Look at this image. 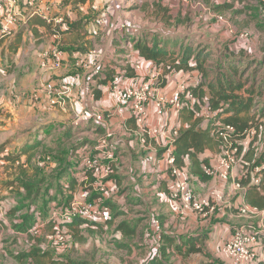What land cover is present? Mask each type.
<instances>
[{"label":"crops","instance_id":"crops-1","mask_svg":"<svg viewBox=\"0 0 264 264\" xmlns=\"http://www.w3.org/2000/svg\"><path fill=\"white\" fill-rule=\"evenodd\" d=\"M108 1L112 4V7H110V10L105 9V11H102L104 25L100 27L96 37L95 35H91L90 30L93 24L92 18L97 13L92 12L90 6L91 4H96L101 10L103 5H105L104 2H107L106 0H86L83 4L76 3L79 15L73 12L70 9L69 3H65L64 0H37L36 7L40 14H43L46 18L51 16L57 19H62V16L66 15L71 19L69 27L61 24L58 34L55 35L52 26H56V23H53V25L49 24L48 28L52 32L46 31L48 29L45 27L34 26L41 31V35L36 36L37 39H32L33 32L28 28H24L13 39L12 44L15 47L12 46V48L15 50V53L10 52L9 58L12 60L11 62L17 64L19 59L28 56L30 58L29 61H32L31 73H33H30V79L28 78L25 83L23 80H20L18 84L19 88L27 89L33 93L39 84L48 81H52L57 86L69 83L74 97L73 106L67 105L65 108H61L59 105L50 106L47 96L44 92H41L39 99L35 103H32L34 105L30 104L27 109L29 117L32 114V117L28 120L33 118L30 121L32 132L37 129L36 133L54 132L56 135H65L69 132V127L72 129L73 127H79L82 128L84 135L86 134L85 131H87L93 139H98V137L104 135L106 130L113 131L115 135L112 141L115 147L114 157L104 161V163H109L112 167L110 173L112 180H109V182L115 183L113 193L109 194L111 195L109 199L113 201L115 208V210L113 208L112 210L116 213L122 212L125 214V219L127 220L134 221L137 218L140 219L137 229L138 231H142L146 227L145 238L147 236V239L156 242L158 235H161L160 240L162 244L163 238L168 235L166 238L170 239V242L162 244L166 255H163L158 250L161 246L153 248V255H156L155 257L157 262L159 261V264H207L211 260H215L217 264H227L220 252V247L231 235L232 229L238 227L244 220L239 218L235 214L234 209L229 208L227 205L218 206L216 212L207 216L193 212L182 216L177 214L169 199L171 190L169 184V165L164 149L153 140L142 136L136 130L133 119L131 120L129 109L124 104L115 106L116 110H114L113 106H111L112 96L110 92L103 89L106 84L108 86L111 84V79L109 80V77H107L108 71L111 72L113 68L114 73H117L120 66H127L129 63L132 64L133 60L141 59L138 51L134 49L132 44L128 43L125 45L126 41H124L122 46L127 49V54L121 55L115 51L116 46L121 47L114 45L113 40L120 37V32L122 31L119 25L124 20H121L118 14L123 11L124 6L121 0ZM224 2V0H211L212 4L221 5ZM25 5L26 0H19L21 15L22 12L25 13L27 11ZM27 6L30 9L31 5L27 3ZM223 10V6H219L218 12H223ZM39 13L36 15H39ZM215 15L216 13L214 15L209 14L210 17ZM79 19H84L82 25L84 26L85 24V29H87V34L82 35L84 39H81V21ZM25 21L26 19L23 20V22ZM73 22H78V24L73 27ZM228 31H234V28ZM137 32H139V28L131 26L128 31H123L129 39L131 35H136ZM226 32L227 30L222 33L225 34ZM38 39L44 40L36 43ZM95 41H99V44L91 46ZM54 48L62 50L63 62L59 68L53 69L51 51ZM92 50L98 63L101 64V70L103 69L104 71H102L101 76L96 78V74H93L92 67L89 66L86 60L89 52ZM44 63L45 65H43ZM140 63L146 67L144 72L143 69L138 71L128 70L129 76L126 75L124 77L127 81L141 82L147 79L154 70L162 74V69L153 62L143 60ZM190 73L193 74L191 71ZM182 74L183 71L167 75L164 85L158 86L159 93L167 97L177 83V78ZM97 89L100 90L99 97L95 94ZM110 106L114 111L111 115L106 114L105 122L102 125L104 129L101 127L100 132H94V128H97L96 126L98 125L94 120L82 123L77 121L80 118L78 116H81L83 113H102L109 111ZM22 111H19V116L25 119L26 117H22ZM187 115H189L188 107H184L177 113L170 126L165 129L167 137L176 136L178 129H185L193 123V119H188ZM150 117L151 123L157 122V119L153 115V110L150 111ZM75 129L77 130L78 128ZM216 153V151H208L202 154L201 157H207L209 161H212L211 159ZM94 158H97V154H95ZM233 170L234 174H237L239 166ZM186 171L190 178V185L197 198L208 196L211 187L220 189L224 193L226 200L233 206L242 197L244 198L238 191H233L231 185L228 184L227 187L226 182L224 183L212 177L202 179L204 176L199 177L192 169L189 172L188 167H186ZM79 176H81L80 172ZM83 181L84 184L79 186L80 189L78 188L76 192H80L82 189L96 191L94 181H91L89 178ZM244 200L247 201L245 198ZM131 207H140L141 210L139 212L143 214L144 219L137 216L131 217L130 213L138 212L134 211ZM122 208L126 209L123 210ZM122 217L121 215L117 217L115 222H119L120 219L122 220ZM156 221L158 225H156ZM201 235L205 236V238L200 237ZM195 239H198V246L201 248V251L188 252L187 242H195ZM141 240L142 236L137 235L133 237V241L130 243L129 254L126 256V259H117L119 261L118 264L121 262H123L121 264H127L128 261L131 262L130 264H144L147 256L142 250ZM150 247L148 246L147 254L150 253ZM3 257H0V262H3Z\"/></svg>","mask_w":264,"mask_h":264},{"label":"rangeland","instance_id":"rangeland-1","mask_svg":"<svg viewBox=\"0 0 264 264\" xmlns=\"http://www.w3.org/2000/svg\"><path fill=\"white\" fill-rule=\"evenodd\" d=\"M64 1L69 3L70 9L79 15L76 0ZM106 1L102 11L110 10L112 7V4L108 0ZM121 1L124 9L118 14V17L124 21L119 26L138 27L142 34L140 37L136 34L135 38L146 37L149 40L155 35L160 40L166 39L169 46L172 45V41H178L179 46L191 43L193 47L210 53V58L203 62L207 68V78L202 83V90L204 88L209 91L208 83L220 77V73L230 76L232 73L235 83L239 82L241 86L239 88L234 86V90H227V93L232 96H229L230 98L221 104L224 106L231 101L241 103V99H243L251 105L249 111L255 113L254 117L256 116L259 124L258 130L253 127V136L247 138L252 139L250 147L253 150V155L248 158V161L245 160L246 164L240 163L239 171L242 172L246 169L254 171L253 168L258 163L259 165L264 164V160L261 159L264 158V0H230L229 3L221 5L212 4L211 0ZM27 3L29 4L28 0L25 5L27 11L20 15L19 0H17L16 23L9 32H3V21L0 18V257L4 256L3 262L0 264H72L70 261L75 263L84 261V264H118V260L126 259L129 250L117 246L119 243H125L126 240L124 237L115 235L114 224L112 226L104 224L103 229L100 230L88 225H82L78 229L56 228L57 226L49 221L48 216L42 217L41 199H39L36 209L34 206L32 209L28 208L25 201L20 202L24 192L21 187L17 186L19 177H22L24 173L32 175L35 167H40L48 175L57 166L55 155L59 151L70 148L74 143L82 144L85 141V136L89 137H85L86 139L94 141L92 144L94 146L97 140L93 139L87 131L84 135L82 128L79 127H73V129L69 127V132L65 135H56L54 132L36 133L37 129L33 131L35 133L32 132L30 121L33 118L28 120L32 114L29 117L27 113L28 106L34 105L32 104V91L29 92V90L18 86L20 80L25 83L28 78L30 79V75L33 73H31L32 61H29V56L19 59L17 64L8 61L9 54L12 53L10 45L20 33V29L26 27L23 20L30 16ZM219 6H223V12H218ZM255 10L256 13H254ZM214 13L217 16H209ZM255 14L257 16L252 17ZM219 16L222 17L223 22H220ZM49 18L53 23L55 17L49 16ZM62 19L65 27H69L71 19L66 15L62 16ZM83 20L79 19L81 21V39H84L82 35L87 34L85 24L82 25ZM60 26L61 24L57 23V29ZM231 28H234V31L229 32L228 30ZM225 30L227 32L222 33ZM244 33L245 35L240 38L239 35ZM36 36L33 33L31 38L37 39ZM43 40L38 39L36 43ZM127 40L129 38L123 32L120 33V37L114 38L113 44L121 46H116L115 51L121 55L127 54V49L122 46ZM95 44H99V41H95L91 46ZM229 61L233 63L236 73L234 69L228 68ZM8 67H12L10 72H14H5ZM183 73L189 72L183 71ZM193 76L195 77V75ZM183 77L186 78L181 75L176 82ZM71 99L73 106V94ZM20 110H23L22 117H26L25 119L20 118ZM201 114L203 121H206L209 118L210 110L202 108ZM61 139H64V143L59 142ZM37 142L38 147L32 149V146ZM21 147H23L22 150L27 151L20 156L18 161L13 162L5 159L4 155L21 151ZM78 166L82 169L84 161H80ZM67 181V176L60 180L63 185ZM228 184L230 185L229 182H226L227 187ZM54 191L55 189L52 190V193ZM60 198L61 196L58 195V199ZM23 203L26 205L20 208ZM131 208L138 211L130 213L131 217L137 216L144 219L143 214L139 212L140 207ZM28 212H32L35 219L43 222L42 230L37 234L31 235L28 231L18 229V225L22 223L23 217ZM143 229L145 231L146 227ZM56 230H61L58 236H62L65 240L66 246L63 249L58 248L46 237L48 233ZM140 243L148 252V245L144 240H141ZM43 250L47 251L48 255L38 256ZM34 251H37L35 253L38 254V257H30ZM52 259L56 263H53ZM211 262L217 264L215 260H211L209 264H212ZM130 263V261L127 262V264Z\"/></svg>","mask_w":264,"mask_h":264},{"label":"built area","instance_id":"built-area-1","mask_svg":"<svg viewBox=\"0 0 264 264\" xmlns=\"http://www.w3.org/2000/svg\"><path fill=\"white\" fill-rule=\"evenodd\" d=\"M30 6V15L38 14L39 10L36 7L37 0H28ZM230 2V0H224ZM16 4L17 0H0V18L3 21V32H9L10 29L16 23ZM92 12H96L97 15L92 18L91 34L97 35L100 27L104 25V15L98 5L91 4ZM20 14V13H19ZM21 15V14H20ZM39 15L45 17L48 23H56V26H52L55 35L58 34L57 23L63 24V19L53 18L54 22H51L50 18H46L43 14ZM217 16V14L215 15ZM220 21H223L222 17H218ZM123 26V25H122ZM244 34H240L239 37H243ZM90 55V56H89ZM94 51H90L86 60L89 66L92 67L93 74L101 73V64L98 63ZM63 52L60 48H54L51 51V63L52 67L59 68L62 65ZM45 65V63L43 64ZM136 70L143 69V64L135 63ZM181 72V71H180ZM189 73H183L186 78H179L174 85L170 94L165 97L158 91L160 85L158 80L162 77L158 71L154 70L152 74L141 82H135L132 84L120 83V76L113 75L110 87L107 89L112 96L113 109L115 106L124 104L130 112L133 123L136 126V130L139 131L142 136H145L153 140L158 146L164 149L166 158L169 165V184L171 187L169 199L175 209V212L179 215H185L193 212L203 216L210 215L218 210V206L227 205L229 208H233L235 214L242 218L244 221L238 227H235L228 239L220 247V252L225 258L227 264H254L261 260H264V208H258L251 205L247 201L242 199L234 206L226 200L224 193L216 188L211 187L209 194L203 198H197L190 185V178L187 174L186 168H180L175 163L174 153V139L173 137H167L165 134L166 127H169L172 120L177 113L184 107L191 108L197 101L193 88L198 86L201 82L200 78ZM44 92L47 96L48 104L50 106L59 105L61 108H65L67 105L72 106V88L69 83H64L57 86L52 81H48L39 84L32 93L33 100L39 99V94ZM110 106L109 111L102 113H83L77 121L85 122L94 120L99 124H104L106 114L113 113ZM210 110V117L217 114L216 110H211L206 102L201 104V109ZM153 110V115L157 119L156 123L150 121V111ZM214 117V118H215ZM78 124V123H77ZM254 134L253 127H247L242 131L236 129L231 123H225L218 121L216 127V136L220 141V150L217 152L212 161L203 165L202 171L206 176L217 178L222 182H229L233 191H238L243 195L248 185L259 184L261 181V171L264 169V164L256 165L250 171V182L243 184L240 177L244 175V172H238L234 174V168L240 165V147L245 145L247 139ZM115 135L113 131L106 130L104 135H101L96 140V144L93 147L97 151V158L99 160H106L114 157V146L112 141ZM93 170L94 188L99 193H107L109 190V180H106L112 167L109 163H100L94 161L88 157L85 159V170ZM85 177L84 180H87ZM114 184L112 185V193L114 191ZM82 194H74L73 199L69 203L68 207L63 210H53L50 213V219H57L58 221H72L74 217L81 216L87 219H102L105 218L110 208L104 205L101 201L89 202L84 199ZM43 222L37 223L35 226L29 229V233L37 234L42 230ZM158 225L157 221L155 222ZM57 232H50L46 235L47 239L56 245L58 248L63 249L66 246L65 240L62 236H58ZM161 235H158L156 243L159 246Z\"/></svg>","mask_w":264,"mask_h":264},{"label":"trees","instance_id":"trees-1","mask_svg":"<svg viewBox=\"0 0 264 264\" xmlns=\"http://www.w3.org/2000/svg\"><path fill=\"white\" fill-rule=\"evenodd\" d=\"M85 2L86 0H76V3L83 4ZM225 3L229 2H224V4ZM227 7H230V5H227ZM256 10L254 11V13H256ZM257 14L253 15L252 17L257 16ZM24 23L26 24V27L24 28L30 29L37 36L41 35V31L38 30L39 28H36L34 26H42L48 29L46 31H52L50 28H48L50 23H47L46 19L40 15H30L26 17V21ZM77 24L78 22L73 23V27H75ZM120 28L122 29L121 32L125 30L128 31L129 29L127 26H120ZM22 31L23 29L20 30V33ZM137 34L140 37L142 32L139 31L137 32ZM139 37L135 38V34L131 35V38L126 41L125 45H127L128 43L132 44V39L134 38L133 47L136 51H138L142 60H133L132 64L129 63L127 64V66H120L117 72L120 76V83H135L132 81H127V79H125L124 77H126V75L129 76L128 70H136L134 67L135 63H140L143 60L153 62L155 65L159 66L162 69V77L158 80L160 85H164L167 75L180 71H191L194 75L200 78V84L193 88L197 101H195L196 103L193 104L191 108H188L189 115H187V117L188 119H193V123H191V125L185 129L177 130V135L175 136L173 145L175 153V163L180 168L188 167L189 172L192 169L199 177L204 176L202 179H205L206 177L208 178L209 176H206L203 173L202 167L203 165L209 163V158H202L201 155L208 151L219 152L220 150L221 143L216 136L217 122L221 121L225 123H231L239 131H242L247 127H255L258 130L259 124L256 116L254 117L255 113H253L252 111L250 113L249 108L251 107V105L249 103H246V101H244L243 99H241V103L231 101L224 106L221 104L223 101L228 100L230 98L229 96H232L227 93V90H234V86L238 88L241 86L239 85V82L235 83V79L233 78L232 73L231 76L228 74L223 75L222 73H220V77H217L216 79H213L214 81L208 83L209 91H206L204 88L203 90L201 89L202 83L204 82V80H206L205 78H207V68L204 66L203 62H206V60L210 58V53H205V50L203 51L199 48L193 47V44L191 43H187L185 45L180 44L179 46L178 41H172V45L169 46L166 39L160 40L155 35H153L149 40L146 37ZM12 46L15 47L13 44H11L10 51H12V53H15V50L12 48ZM9 57L8 61L11 63L12 60ZM233 66V63H230L229 61L228 68L234 69ZM11 68L12 67H8L5 72L10 73ZM144 69H146L145 65L143 66V72ZM234 70L236 73V69ZM102 71L103 69L101 70L100 74L95 75V78L101 76V74L104 72ZM112 71H108L107 73V77H109V80H112L113 75L117 74L114 73L115 71ZM254 72L256 71L254 70ZM109 87L110 86L106 84L103 89L107 90ZM95 94L97 97H99L100 90L97 89ZM203 102H206L211 110L217 111L215 118L210 117L207 118L206 121H203L201 114V104H203ZM32 103H35V101L33 100ZM96 127L97 128H94L95 133L100 132L103 128L102 124L100 125L99 123ZM86 138L89 137L87 136ZM86 138L84 137L85 141L80 145L74 143L70 148H64L63 150L59 151V153L55 155L57 158V166L55 167V169L50 171V174L46 175L40 167H35V171L32 175L24 173L22 177L18 178L19 182L17 183V186L21 187L24 192V194L20 198V202L25 201L27 204L26 205L25 203H23L22 205H20V208L26 205L28 206V208L32 209V206H34V208L36 209V205H38V201L39 199H41V211L42 217L44 218L46 216L49 217V214L53 210H59L60 208L65 210L73 199L74 194L76 193L82 194L81 196L89 202H104L103 204L107 205L110 208V212L103 220L87 219L81 216H76L72 221H58L57 219H49V221L53 222L54 224H52L56 225V228L65 227L70 229H78L82 225H88L90 227H96L97 230H100L103 229L104 224L109 226H112V224H114L115 235L124 237V239L127 241H125V243H119L117 245L119 248L130 250V243L133 241V237L137 235L143 236L142 240H144L145 244L151 246L149 254H147L146 249L142 246V250L147 256L144 264H159V261L157 262V259L155 257L156 255H153V248H159L161 246L158 250H160L163 255H166L162 244L170 242V239L166 238L168 235L163 238V243L161 244L160 242L158 246L155 241L147 239V236L145 238L146 229L145 231H138L137 224H140V219L137 218L134 221L129 219L127 220L125 219V214H123L122 212L116 213L115 211H113L112 208L115 210L114 204L113 201L109 199V197L111 196L109 194H112L111 187L113 183L109 182V190H107V193L105 194L99 193L97 191H90L89 189L83 190L82 188L81 189L83 191L81 190L80 192H76L78 188L80 189L79 186H82L84 184L83 180L85 179V177H88L89 179H91V181H94L95 179L93 177L94 169L91 168L85 170V159L90 157L96 162L102 163L105 161V159L99 160L98 158H94L95 154H97V151L93 149L94 145H92L94 141ZM245 139L247 138L244 137V140ZM251 140L252 139H247L245 145H242L240 147V163L246 164L245 160L248 161V158L250 156L252 157L253 155V150L250 147L252 142ZM59 142L64 143V139H61ZM38 145L39 144L37 142L32 146V149H35L36 147H38ZM51 147L54 148L53 146ZM22 148L23 147L20 148L21 151L4 155L5 159L13 162L18 161L20 156L27 151L22 150ZM261 159L264 160V158ZM82 160L84 161V166L82 169H80L78 168V164ZM188 163L190 164L188 165ZM257 165H259V163ZM79 172L81 173V176H79ZM243 172L244 175L240 177V180L243 184H248L250 182V170L248 171V169H246ZM66 176L68 177V181L63 185L60 180L62 178H65ZM110 177L111 176L109 175L106 180H112V177ZM53 189H55L54 193H52ZM58 195L61 196L60 199H58ZM243 196L251 205H254L258 208L264 207V169L261 171L260 183L248 185L246 191H244L243 193ZM120 215L123 216V219H120L119 222H115V219ZM37 223H39V221L35 219V216H33L32 212H28V214L23 217L22 223L18 225V229L28 231L29 233V229L35 226ZM234 229H232V232ZM56 231L57 233L61 232V230ZM200 237L205 238V236L203 235H201ZM262 240L264 241V237H262ZM194 241L195 242H187L188 252L201 251V248L198 246V239H195ZM35 252L37 251H34V253L30 255V257L48 255V252L44 250L39 255ZM52 262L56 263V261L53 259ZM70 262L72 264H84V261L78 263H75L73 261ZM209 262L207 264H209ZM254 264H264V260H261Z\"/></svg>","mask_w":264,"mask_h":264}]
</instances>
